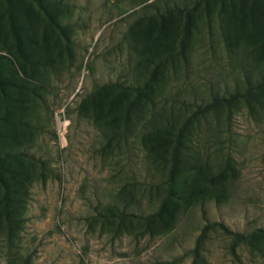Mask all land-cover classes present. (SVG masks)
Instances as JSON below:
<instances>
[{
    "label": "rangeland",
    "instance_id": "obj_1",
    "mask_svg": "<svg viewBox=\"0 0 264 264\" xmlns=\"http://www.w3.org/2000/svg\"><path fill=\"white\" fill-rule=\"evenodd\" d=\"M262 81L264 0H0V264H264L263 234L195 248L264 229V86L190 119L167 182L196 106Z\"/></svg>",
    "mask_w": 264,
    "mask_h": 264
},
{
    "label": "trees",
    "instance_id": "obj_2",
    "mask_svg": "<svg viewBox=\"0 0 264 264\" xmlns=\"http://www.w3.org/2000/svg\"><path fill=\"white\" fill-rule=\"evenodd\" d=\"M39 2V0H37ZM187 34V22H185V27H184V32L182 34L181 37V41H183L186 37ZM15 39H16V43L17 46H19V40H18V36L15 35ZM262 86H264V81L258 83L255 86H251L246 88L243 92H233L227 96H223V97H213L210 101L198 105L196 106V108L193 110V112L191 113L190 117L187 119V121L180 126L177 131L175 132L174 135V145L171 148V153H170V160H171V164H170V168H169V172H168V177H167V182H170V180L173 177V172H174V168L178 162V157H179V152L180 149L182 147V136L184 134V130H185V126L186 123L192 119L193 117H196L198 115H203L206 114L208 112H212V111H217L222 107L225 108H230L232 107L238 100H242V99H246L250 92L254 89H258L261 88ZM134 103V100H131L128 102L126 110L129 111V109L132 107V104ZM8 177L10 179V183H8L7 185V190L4 192L3 196H2V200L3 203L1 205V209H0V213L3 215L4 219L6 220L7 223V229L9 233H13L17 227H18V223L20 221V203H19V199L16 197V193L14 191V186L17 183V179L19 174L16 173L15 171H9L8 172ZM221 186H224V184L221 182L220 184ZM157 214H159V211H156L154 213L151 214H147L145 216H141L138 214H135L133 212H124V211H120L116 214H110V216L112 217H116L122 221L124 220H128V219H136V218H144L145 220H151L152 218H154ZM214 228H218L220 229L225 235L231 237V242H230V252L232 255H236V249L239 245L243 244V243H250L256 234H263L264 235V229L262 228H257L252 232L249 233H243V232H238V231H233L228 229L225 225H223V223L221 222H209L206 223L198 237L196 240V245L195 248H198V245L200 244V241H202L205 236L206 233L209 230H212Z\"/></svg>",
    "mask_w": 264,
    "mask_h": 264
}]
</instances>
